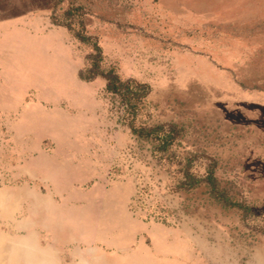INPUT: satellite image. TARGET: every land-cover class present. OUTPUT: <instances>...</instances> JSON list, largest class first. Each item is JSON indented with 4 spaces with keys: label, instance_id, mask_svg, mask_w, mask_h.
<instances>
[{
    "label": "rangeland",
    "instance_id": "1",
    "mask_svg": "<svg viewBox=\"0 0 264 264\" xmlns=\"http://www.w3.org/2000/svg\"><path fill=\"white\" fill-rule=\"evenodd\" d=\"M47 153L90 264H264V0H0V191Z\"/></svg>",
    "mask_w": 264,
    "mask_h": 264
},
{
    "label": "crops",
    "instance_id": "2",
    "mask_svg": "<svg viewBox=\"0 0 264 264\" xmlns=\"http://www.w3.org/2000/svg\"><path fill=\"white\" fill-rule=\"evenodd\" d=\"M61 155L76 156L74 153ZM54 156L52 153L32 156L25 170L16 169L14 178L23 182L4 186L0 191L4 195L0 209L1 233L10 242L5 264H90L88 250L78 245L82 242L81 235L70 233L66 224L67 218L62 211L65 201L61 204V212L56 213L58 203L53 195L38 191L40 187L78 186L74 181L52 178L50 169L59 163L58 159L52 158ZM67 162L68 166L74 165L73 160ZM29 182L33 183L32 190ZM75 242L77 246L70 249L68 245Z\"/></svg>",
    "mask_w": 264,
    "mask_h": 264
},
{
    "label": "trees",
    "instance_id": "3",
    "mask_svg": "<svg viewBox=\"0 0 264 264\" xmlns=\"http://www.w3.org/2000/svg\"><path fill=\"white\" fill-rule=\"evenodd\" d=\"M90 72L93 73L92 70H90ZM79 75L82 79H85V80H89L91 78V76H85L81 72L79 73ZM105 77L107 80V84H106V90L107 91L115 92V91H119L120 88L123 87L126 93L132 95L133 99H139L140 97L144 96V93L148 89V87L146 85L134 83L133 81H127L126 83H121L117 79V77L114 74H111L110 72H108L105 75ZM143 131H145V130H143ZM162 131H163V126H157V127H154L152 129L148 130V133L157 134V133H160ZM172 131H173L172 129H169V131L167 133H163L161 136L155 137V139L159 142L158 147L161 150H165L166 147L168 146V144H170V142H171L170 140H172V137H171ZM138 133H141V131L140 132L138 131ZM188 180L189 181L187 182V184L189 186L193 183L196 184L198 182V179H196L192 176H189ZM207 180L210 184H213L214 179L211 175L207 176Z\"/></svg>",
    "mask_w": 264,
    "mask_h": 264
},
{
    "label": "bare ground",
    "instance_id": "4",
    "mask_svg": "<svg viewBox=\"0 0 264 264\" xmlns=\"http://www.w3.org/2000/svg\"><path fill=\"white\" fill-rule=\"evenodd\" d=\"M1 197H2V195H1ZM10 199V198H9ZM21 245V244H20ZM53 250V249H52ZM52 250H51V252H52ZM93 251V250H92ZM74 252V251H73ZM86 252V251H85ZM89 253H90V251H89ZM93 253V252H92ZM33 258V257H32ZM34 259H35V257H34ZM107 263V262H106ZM87 264V263H86Z\"/></svg>",
    "mask_w": 264,
    "mask_h": 264
}]
</instances>
